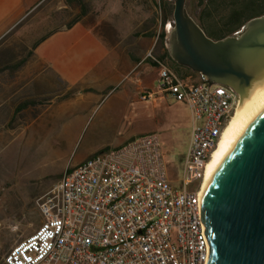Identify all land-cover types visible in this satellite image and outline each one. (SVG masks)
I'll return each instance as SVG.
<instances>
[{
    "label": "built area",
    "instance_id": "1",
    "mask_svg": "<svg viewBox=\"0 0 264 264\" xmlns=\"http://www.w3.org/2000/svg\"><path fill=\"white\" fill-rule=\"evenodd\" d=\"M149 57L159 78L141 100L173 98L191 112L183 190L172 186L155 133L96 153L66 170L39 200L43 223L10 250L5 264H210L199 190L240 97L202 73L192 82ZM193 182L198 188L186 190Z\"/></svg>",
    "mask_w": 264,
    "mask_h": 264
},
{
    "label": "rangeland",
    "instance_id": "2",
    "mask_svg": "<svg viewBox=\"0 0 264 264\" xmlns=\"http://www.w3.org/2000/svg\"><path fill=\"white\" fill-rule=\"evenodd\" d=\"M136 1L145 4V0ZM187 3L196 15L199 1ZM169 4L167 34L173 26L175 0ZM75 5L70 0H50L0 44V264H5L15 245L41 226L38 202L63 173L117 142L116 130L98 127L100 117L87 108H76L82 102L77 90L51 78L31 56L43 35L77 19L80 9ZM161 6L163 23L166 14ZM27 101L34 105L20 110ZM142 102L135 113L124 117V123L134 127L138 136L152 131L160 137L168 177L175 189L183 190L181 164L191 139V112L175 99L158 113L150 102ZM198 184L185 189L196 190Z\"/></svg>",
    "mask_w": 264,
    "mask_h": 264
},
{
    "label": "crops",
    "instance_id": "3",
    "mask_svg": "<svg viewBox=\"0 0 264 264\" xmlns=\"http://www.w3.org/2000/svg\"><path fill=\"white\" fill-rule=\"evenodd\" d=\"M49 1L0 0V44ZM72 3L80 9L77 19L43 35L31 52L33 62L48 70L51 78L77 90L82 102L76 108H87L100 117L98 127L116 130V145L102 148L122 147L138 137L124 117L135 113L137 104L143 103L141 96L157 87L159 67L150 55L183 79L196 82L197 73L165 56L169 21L162 23L161 0H145V4L136 0H70ZM164 12L168 18L169 11ZM163 34L164 40L160 39ZM170 99L159 96L148 102L158 113L169 106ZM31 102L19 109L34 105Z\"/></svg>",
    "mask_w": 264,
    "mask_h": 264
},
{
    "label": "water",
    "instance_id": "4",
    "mask_svg": "<svg viewBox=\"0 0 264 264\" xmlns=\"http://www.w3.org/2000/svg\"><path fill=\"white\" fill-rule=\"evenodd\" d=\"M187 1L175 0L170 58L241 99L264 70V16L234 36L213 40L189 13ZM199 199L210 264H264V100L203 183Z\"/></svg>",
    "mask_w": 264,
    "mask_h": 264
},
{
    "label": "trees",
    "instance_id": "5",
    "mask_svg": "<svg viewBox=\"0 0 264 264\" xmlns=\"http://www.w3.org/2000/svg\"><path fill=\"white\" fill-rule=\"evenodd\" d=\"M163 9L170 12L169 0H161ZM196 15H193L189 4L187 8L191 16L198 22L206 35L213 40H221L234 36L245 25L256 17L264 16V0H198ZM195 8V11H196ZM200 9V11H198ZM194 11V9L192 10ZM196 16V17H195ZM167 16L164 18V22ZM78 20L74 21L76 23ZM71 27V25L69 26ZM166 34L161 35L164 40ZM165 56L170 57L168 51ZM34 104V102H31ZM108 150V149H105Z\"/></svg>",
    "mask_w": 264,
    "mask_h": 264
},
{
    "label": "bare ground",
    "instance_id": "6",
    "mask_svg": "<svg viewBox=\"0 0 264 264\" xmlns=\"http://www.w3.org/2000/svg\"><path fill=\"white\" fill-rule=\"evenodd\" d=\"M262 100H264V70L260 69L250 87L247 88L245 94L241 97L232 120L224 130L222 138L206 167L202 185L211 172L228 155L245 124L257 112ZM207 250H211V244L208 240Z\"/></svg>",
    "mask_w": 264,
    "mask_h": 264
}]
</instances>
